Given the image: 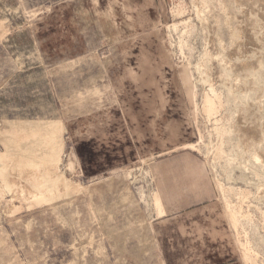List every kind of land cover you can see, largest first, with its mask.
Listing matches in <instances>:
<instances>
[{
	"label": "rangeland",
	"instance_id": "1",
	"mask_svg": "<svg viewBox=\"0 0 264 264\" xmlns=\"http://www.w3.org/2000/svg\"><path fill=\"white\" fill-rule=\"evenodd\" d=\"M0 264H264V0H0Z\"/></svg>",
	"mask_w": 264,
	"mask_h": 264
},
{
	"label": "bare ground",
	"instance_id": "2",
	"mask_svg": "<svg viewBox=\"0 0 264 264\" xmlns=\"http://www.w3.org/2000/svg\"><path fill=\"white\" fill-rule=\"evenodd\" d=\"M33 193V192H32Z\"/></svg>",
	"mask_w": 264,
	"mask_h": 264
}]
</instances>
